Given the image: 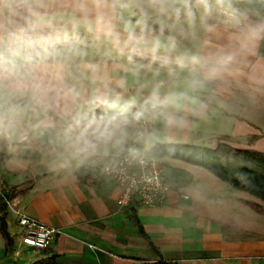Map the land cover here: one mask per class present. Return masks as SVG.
Masks as SVG:
<instances>
[{"label":"crops","instance_id":"obj_1","mask_svg":"<svg viewBox=\"0 0 264 264\" xmlns=\"http://www.w3.org/2000/svg\"><path fill=\"white\" fill-rule=\"evenodd\" d=\"M184 1L133 0L134 12L109 0H0V191L61 231L41 250L23 246L5 205L11 244L0 231V264H264L260 199L162 158L164 203L118 207V188L99 171L140 124L88 118L102 105L138 110L150 147L207 138L264 153V18ZM108 123L120 127L98 139ZM81 166L96 172L81 181Z\"/></svg>","mask_w":264,"mask_h":264},{"label":"trees","instance_id":"obj_2","mask_svg":"<svg viewBox=\"0 0 264 264\" xmlns=\"http://www.w3.org/2000/svg\"><path fill=\"white\" fill-rule=\"evenodd\" d=\"M119 10L126 6L137 11L133 0H109ZM220 5L241 11L251 17L264 18V0H217ZM137 24L139 29L157 31L158 28L143 16H133L127 19ZM258 55H264V40L260 44ZM88 118H129L140 122L141 115L133 107L114 104L112 106H99L92 111ZM151 153L157 158H172L188 164L200 166L218 179L228 183L232 188L244 191L264 202V153L250 149H239L225 142H219L214 147L199 146L181 143H153ZM5 152H0V170ZM96 170L89 166L76 169V176L83 181L94 174ZM1 198V196H0ZM3 199L1 198V201ZM4 201V200H3ZM2 203V202H1ZM5 206V202L0 204ZM0 231L6 239L7 246L11 240L6 230V224L0 217Z\"/></svg>","mask_w":264,"mask_h":264},{"label":"built area","instance_id":"obj_3","mask_svg":"<svg viewBox=\"0 0 264 264\" xmlns=\"http://www.w3.org/2000/svg\"><path fill=\"white\" fill-rule=\"evenodd\" d=\"M227 17L233 16L228 10H221ZM144 137L140 141L133 140L126 150L113 156L106 165L100 167V173L110 179L119 190L116 198L118 207L124 206H160L171 190L170 180L160 159L151 153L147 141V132L138 133ZM5 205L15 215L19 242L33 250L43 249L54 236L61 233L60 229L41 220L27 215L17 208L16 202L9 201L6 192L0 191ZM187 199V195H183Z\"/></svg>","mask_w":264,"mask_h":264},{"label":"rangeland","instance_id":"obj_4","mask_svg":"<svg viewBox=\"0 0 264 264\" xmlns=\"http://www.w3.org/2000/svg\"><path fill=\"white\" fill-rule=\"evenodd\" d=\"M136 2H139L138 0H135ZM143 3V5H145V6H147V5H150L152 2H153V0H140V2L139 3ZM170 2L174 5V6H176V5H178L179 7H183V4H184V2H187V1H184V0H170ZM190 3V2H189ZM189 3H188V5H189ZM196 3H199V4H201V5H204V6H206L209 10H210V12L213 14V15H217V16H224V17H227L225 14H223L222 13V11L221 10H228V11H234L233 9H230V8H228V7H225V6H223V5H220L219 3H218V1L217 0H193V3L192 4H196ZM192 6V5H191ZM191 6L189 7V9L191 8ZM194 6V5H193ZM192 6V7H193ZM129 11V10H128ZM131 11V10H130ZM235 12V11H234ZM237 12H239V13H243V12H241V11H237ZM140 124H138V125H133L132 124V127H130V136H131V138H130V142H129V144L133 141V140H138V141H140L142 138H144V137H138V133L139 132H143L144 130H146V132H147V129H148V127H147V125H145L144 127H142V126H140V125H143L142 124V121L141 122H139ZM128 144V145H129ZM200 145L201 146H206V147H210L211 146V141H208L207 140V138H205V139H203V142H201L200 143ZM160 159V162L162 161L161 160V158H159ZM163 162V161H162ZM161 162V163H162ZM165 163H166V161H164ZM7 199L9 200V201H12L11 199H13V198H8L7 197ZM7 207V206H6ZM8 208V207H7Z\"/></svg>","mask_w":264,"mask_h":264},{"label":"clouds","instance_id":"obj_5","mask_svg":"<svg viewBox=\"0 0 264 264\" xmlns=\"http://www.w3.org/2000/svg\"><path fill=\"white\" fill-rule=\"evenodd\" d=\"M119 127V125L113 126L111 123L105 124L102 127H98L96 130L97 138L109 140L115 134V130Z\"/></svg>","mask_w":264,"mask_h":264},{"label":"water","instance_id":"obj_6","mask_svg":"<svg viewBox=\"0 0 264 264\" xmlns=\"http://www.w3.org/2000/svg\"><path fill=\"white\" fill-rule=\"evenodd\" d=\"M12 128H14V127H9L8 128V134H9V141L10 142H14L16 140V138H17V133L14 132L13 131L14 129H12Z\"/></svg>","mask_w":264,"mask_h":264}]
</instances>
